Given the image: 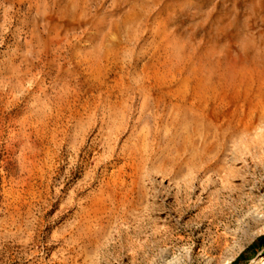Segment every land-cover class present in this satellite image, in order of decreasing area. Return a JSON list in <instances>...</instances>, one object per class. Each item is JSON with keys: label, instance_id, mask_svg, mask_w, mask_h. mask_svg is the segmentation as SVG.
<instances>
[{"label": "rangeland", "instance_id": "obj_1", "mask_svg": "<svg viewBox=\"0 0 264 264\" xmlns=\"http://www.w3.org/2000/svg\"><path fill=\"white\" fill-rule=\"evenodd\" d=\"M264 0H0V264H264Z\"/></svg>", "mask_w": 264, "mask_h": 264}, {"label": "bare ground", "instance_id": "obj_2", "mask_svg": "<svg viewBox=\"0 0 264 264\" xmlns=\"http://www.w3.org/2000/svg\"><path fill=\"white\" fill-rule=\"evenodd\" d=\"M263 261H262V263L264 262V258L262 259ZM228 264V263H227Z\"/></svg>", "mask_w": 264, "mask_h": 264}]
</instances>
